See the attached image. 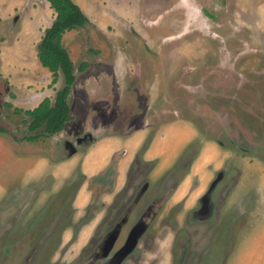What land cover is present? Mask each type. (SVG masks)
Segmentation results:
<instances>
[{"label": "rangeland", "instance_id": "rangeland-1", "mask_svg": "<svg viewBox=\"0 0 264 264\" xmlns=\"http://www.w3.org/2000/svg\"><path fill=\"white\" fill-rule=\"evenodd\" d=\"M72 1L89 19L61 37L75 67L71 118L59 133L28 141L24 110L53 100L64 83L59 74L52 84L36 54L54 11L46 0H0V126L10 129L0 131V264L23 262L40 232L31 217L44 223L61 207L63 223L102 215L97 199L72 209L75 181L66 184L101 146L69 156L59 149L88 128L134 132L142 148L152 145L147 180L162 197L149 216L153 264H264V0ZM81 62L88 65L78 72ZM113 135L105 138L112 146ZM179 181L165 202L157 190ZM186 227L198 256L179 263ZM59 241L48 239L38 264H75Z\"/></svg>", "mask_w": 264, "mask_h": 264}, {"label": "flooded vegetation", "instance_id": "flooded-vegetation-1", "mask_svg": "<svg viewBox=\"0 0 264 264\" xmlns=\"http://www.w3.org/2000/svg\"><path fill=\"white\" fill-rule=\"evenodd\" d=\"M91 138L92 130L88 128L82 134L63 140V145L59 144L60 148H58L64 152L63 154H68L70 149H74L72 152L74 153L85 148L87 141ZM145 148L147 147L142 148V150ZM137 150L135 149L130 161H124L125 167L121 165L125 168L122 174L119 171L121 167L118 165V161L119 158L127 154V148L124 146L115 150L107 166L98 174L90 176L87 180L85 174L78 173L66 183L71 185L75 181V188L72 189L69 198L72 209L76 211L80 209L81 211L90 201L97 199L98 206L103 211L101 216L86 215L79 223H72V218L70 219L71 222L63 223L60 216L61 207L56 208L58 210L54 217L44 223L41 214L29 218V227L33 228L38 225L40 232L37 239L32 242L33 244L21 264H38L36 257H39L41 261L44 245L48 243L50 237H56L60 240V248L64 245L71 246L69 252L73 251L70 256L75 260V264H153V254L148 247L152 243V219L149 216H152L151 209L154 206V201L162 200V197H153V185H151V180L149 182L147 178H153L154 173L148 166L149 159L142 157V152ZM143 168H149V171L143 170ZM49 180L51 181V178ZM85 181H87L86 185L84 184ZM179 184L180 181L172 187L163 185L157 191L160 190V194H164L163 200L166 202L175 194ZM46 185L51 186L49 181ZM82 187L83 192H86V199L79 202L83 193L80 192ZM54 188L50 190L52 193L55 192ZM18 196L19 194L16 197L18 198ZM23 218L25 219V217ZM17 223L23 224L24 222L18 221ZM189 225L192 226V224ZM56 227L61 228L60 233L54 232ZM135 230L136 233H134ZM143 236L145 245L141 248L139 245ZM188 236L187 227L179 233V263L182 262L183 258L191 256L192 252L193 255L198 256L196 249L191 248ZM18 241L21 242V238ZM7 246L9 247L10 244Z\"/></svg>", "mask_w": 264, "mask_h": 264}, {"label": "trees", "instance_id": "trees-1", "mask_svg": "<svg viewBox=\"0 0 264 264\" xmlns=\"http://www.w3.org/2000/svg\"><path fill=\"white\" fill-rule=\"evenodd\" d=\"M46 1L54 11V18L44 29L37 44L36 54L41 65L52 73L51 82L55 81L57 75L62 74L64 83L56 90L53 100L44 97L35 107L24 110L29 117L27 129L33 131L23 137L28 141H35L41 136H50L60 131L65 121L71 118L67 97L75 80V67L68 52L61 45V37L65 31L83 27L88 22L87 16L72 0ZM86 67L87 63L81 62L76 69L83 71ZM6 130L10 131L9 127L2 124L0 131Z\"/></svg>", "mask_w": 264, "mask_h": 264}, {"label": "crops", "instance_id": "crops-1", "mask_svg": "<svg viewBox=\"0 0 264 264\" xmlns=\"http://www.w3.org/2000/svg\"><path fill=\"white\" fill-rule=\"evenodd\" d=\"M48 5H49V3H48ZM73 29H75V28H73ZM77 71H75V72H77ZM78 72H82V71H78ZM137 74H138V68L136 67L135 70H134V75H137ZM52 78H53V76H51V80H52ZM52 84L55 85V82H53ZM96 132H97V129L96 130H92V138L87 141V144H86L85 149H82V150H87V149L90 148L89 150H91L92 149L91 148L92 146H96V145L98 147L101 146L100 153L99 154L98 153H95V156H94V158L92 160H89L88 157H86V159L84 161L81 160V163L83 165V168H82V171L83 172L81 171V173L85 174L87 180L90 178V176H93L95 174H98L101 170H103L107 166V164L109 163V160L111 159V157L114 154L115 150H117V148L119 150V148L121 146H124L125 148H127V154L125 156H122V158H119L118 165L120 167H121V165H123V167H125L124 161L125 160L126 161H130V159H132V155L134 154L135 149H138L139 150L140 147H141V146L139 147V145H141V143H142V141L140 140V138H138V136L137 137H134V132H129L127 134H120V138H117V136L116 135H113V134H108L107 135V134L103 133V135H97ZM112 135H113V137H116V142L114 143V146H112L113 139L110 140V141L105 140L106 136H112ZM143 137H146V136H143ZM142 140H143V138H142ZM151 147H152V145H151ZM151 147H148L147 146V148H145L142 151V157H144L146 159H151L153 157V150H151ZM74 153H76V152H74ZM69 154L70 153L68 151V154H65V155L66 156H69ZM65 155H63L62 157H64ZM51 158L54 161H57V160H60L61 157H55L53 155V156H51ZM89 163H90V166H89V169H88V164ZM97 163H99V168L100 169L94 170ZM123 167L119 168L120 174H122L123 169L125 170V168H123ZM60 175H64V174H60ZM50 178L53 179L54 177L51 176ZM46 181H45V184L47 183ZM84 184L86 185L87 184V181H85ZM83 187L80 190L81 193L83 192ZM83 194H84V192L82 193V195ZM85 199H86V192H85V195H83L81 197V200H79V202H81L82 200L84 201Z\"/></svg>", "mask_w": 264, "mask_h": 264}, {"label": "water", "instance_id": "water-1", "mask_svg": "<svg viewBox=\"0 0 264 264\" xmlns=\"http://www.w3.org/2000/svg\"><path fill=\"white\" fill-rule=\"evenodd\" d=\"M17 17V15H15L14 17H13V20L12 21H14L15 20V18ZM74 151V149H70L69 150V153L71 154L72 152ZM219 177L220 176H218L210 185H209V188H208V191L205 193V194H203L202 196H201V198H200V201H202L203 202V204H205L204 206H206V204L207 203H209L211 200H210V193L209 192H211V190L213 189V187L215 186V183L217 182V180L219 179ZM210 210V209H209ZM208 210V211H209ZM209 213V212H208ZM134 233H136V230H135V232Z\"/></svg>", "mask_w": 264, "mask_h": 264}]
</instances>
